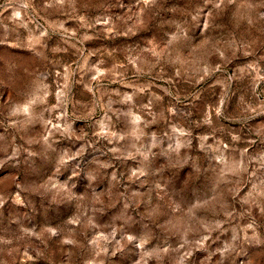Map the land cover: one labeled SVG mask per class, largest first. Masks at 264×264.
I'll return each instance as SVG.
<instances>
[{
  "label": "rangeland",
  "instance_id": "1",
  "mask_svg": "<svg viewBox=\"0 0 264 264\" xmlns=\"http://www.w3.org/2000/svg\"><path fill=\"white\" fill-rule=\"evenodd\" d=\"M0 264H264V0H0Z\"/></svg>",
  "mask_w": 264,
  "mask_h": 264
}]
</instances>
